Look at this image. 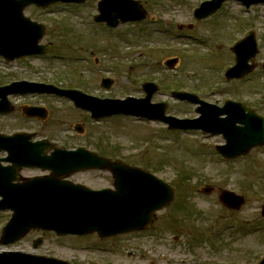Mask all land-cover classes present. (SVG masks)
I'll return each mask as SVG.
<instances>
[{
  "label": "rangeland",
  "instance_id": "374dc122",
  "mask_svg": "<svg viewBox=\"0 0 264 264\" xmlns=\"http://www.w3.org/2000/svg\"><path fill=\"white\" fill-rule=\"evenodd\" d=\"M100 1L87 0L84 6L76 7L78 12L73 13L65 5H57L44 12H37L34 8L26 10L28 18L46 26L41 44L54 43L63 60L25 59L15 62L11 69L0 63V83L23 78L64 87L76 86L103 97H123L125 94L135 97L140 96L141 84L148 80L158 85L155 101L169 102L171 114L188 117L195 114L192 107L186 109L182 103L167 100L171 92L177 90H195L202 99L216 105L224 99L246 102L264 114V76L261 69L237 86L236 82H225L218 73L228 68L232 61L231 45L246 35L248 29H254L258 35L261 54L256 61L261 62L264 53V6L252 7L245 12L241 5L230 2L214 19L196 22L191 16L192 8L206 0H138L145 9V20L138 26H119L117 32H113L91 24ZM224 16L227 18L223 19ZM211 38L214 50L210 55L212 49L206 43ZM191 49H194V54H191ZM77 55L83 56L89 64L76 62L73 58ZM174 57L181 59V63L176 70L169 71L163 62ZM98 58L100 67L94 73L96 68L90 61ZM103 77H111L115 81L112 89L100 86ZM50 106L55 117L53 127L43 132L44 137L55 139L64 148L89 146L87 142H93L91 147L120 154L128 163L153 171L169 183L175 191L174 201L166 211L158 214L154 234H133L116 237L112 242H99L95 236L57 237L51 233L34 232L13 245H0V251H25L70 264L260 262L264 256V231L252 236L242 230L220 235L217 228L224 223L240 221L249 225L261 224L258 210L264 204V147L254 150L247 160L224 163L215 152V147L223 144L219 137L205 140L197 132L169 135L161 125L146 126L132 119L120 121L122 129H118L116 122L102 126L87 121L85 129L88 134L73 136L64 134L67 130L64 127L73 125L77 117L73 115L71 118L67 107L62 104L52 103ZM17 128L0 121L1 132ZM135 136L147 141L133 142ZM103 139H108V147H101V141L106 145ZM141 146L146 147L143 152ZM206 187H211L214 193L208 196L198 194ZM219 189L242 195L246 199L245 205L239 211L225 209L217 201L216 191ZM7 217L5 213L0 214V231ZM39 238L42 239L41 244L33 249ZM93 243L115 250L100 253L97 248L93 249ZM150 246L154 251H148Z\"/></svg>",
  "mask_w": 264,
  "mask_h": 264
},
{
  "label": "water",
  "instance_id": "95a60500",
  "mask_svg": "<svg viewBox=\"0 0 264 264\" xmlns=\"http://www.w3.org/2000/svg\"><path fill=\"white\" fill-rule=\"evenodd\" d=\"M225 1L228 0H213L202 4L196 11L197 18L201 19L213 14ZM235 1L246 7L264 4V0ZM28 3L29 1L25 2L15 11L18 5L0 0V56L8 58L11 50H21L19 56L38 54L34 50L40 37L33 36L34 31L31 28L38 31L40 36L42 31L33 27L21 15L22 8ZM100 11L102 16L108 17L112 12H116L125 21H139L143 17L137 4L130 0H105L100 5ZM233 51L237 55V64L235 68L228 71L227 76L229 79H240L250 70L247 66L248 60L257 53L254 36L250 35ZM41 53L40 51L39 54ZM175 62H169L168 65L173 66ZM25 87L37 88L39 92H44L36 85L25 83L13 84L6 89L18 92ZM49 89L51 88L45 87V90ZM72 93L62 91L61 94L75 99L78 104H81L78 105L80 108L90 110L96 118L117 114L136 115L163 121L169 125L170 129H202L214 135H222L226 140V145L217 150L226 158L245 155L253 147L264 143V119L256 116L252 111L246 116L243 115L246 109L239 104L228 102L221 109L203 107L199 110L203 115L200 118L203 124H199L200 119L190 121L165 117L166 107L159 105L156 107L158 110H151L147 104L148 100L135 102L130 99L110 103L94 101L98 106L93 104L88 107L89 100L83 99L86 97ZM0 97H5L2 92H0ZM103 104L109 106L98 109ZM2 112L0 110V114ZM28 115L35 116L36 113L29 111ZM223 115L226 118H220ZM0 150L9 154L4 161L13 163V166L9 168L0 166V196L3 197L0 202V211L13 212L10 221L3 229L1 245L17 242L30 230L54 231L58 235H83L91 232H97L100 235H114L141 229L151 220L153 211L165 207L172 199L170 188L155 178L128 166L116 171L117 165L106 159L90 155L84 150L77 152L57 150L54 158L45 159L40 154L48 150V147L44 146L43 142L30 144L25 135L12 138L0 136ZM32 152H37L36 156H33ZM22 167L49 169L57 176L56 181L53 179L34 180L26 182L23 186H13L12 181L15 180L16 170ZM94 168L108 169L113 173L115 192H91L79 186L57 182L62 176ZM148 182L154 184V187H151ZM0 264L68 263L19 252H3L0 253Z\"/></svg>",
  "mask_w": 264,
  "mask_h": 264
},
{
  "label": "flooded vegetation",
  "instance_id": "af4514ba",
  "mask_svg": "<svg viewBox=\"0 0 264 264\" xmlns=\"http://www.w3.org/2000/svg\"><path fill=\"white\" fill-rule=\"evenodd\" d=\"M53 45V43H51ZM56 50L55 46H52V51ZM46 56H41L38 57L40 60L44 59ZM15 62L9 64L10 69L13 68ZM19 63V62H17ZM29 80V79H26ZM33 81V80H30ZM42 81V80H38ZM43 82V81H42ZM6 83H0L1 85H4ZM67 89H75V90H80L82 92H85L90 95H94L96 97L101 98V96H98L94 93L88 92L87 89H81L76 86H67L64 87ZM90 91V90H89ZM38 100L40 101L39 103H33L32 101ZM10 102V112L9 115L6 117H3V121L7 122L10 126L13 127H18L17 129L9 132L8 134H13V133H27L31 135V139L33 141H37L40 139L47 138L49 140H52L53 142L57 143L55 139H51L49 137H44L43 132L48 129L49 127H53L52 122L55 117V111L54 109L50 106L52 103H59L62 104L63 106L67 107V110L70 112V117L72 118L73 115L77 117V120H74L77 128L81 129L82 131L85 132L84 135H87L88 132L85 130L86 128V121L88 120L89 114L81 111L79 109H76L72 102L63 99L54 95H28V96H23V97H11L9 99ZM23 105H28V106H33V107H40L44 108L46 110V119L45 120H40V119H30L26 118L25 116L22 115L21 108ZM80 116V118H78ZM67 120H69L67 118ZM73 124V125H74ZM73 125H70L67 128V130L64 132V134H70L73 136H76L75 132L73 131ZM29 126H34L35 128H29ZM88 144L91 145L93 142H87ZM101 143H103L101 141ZM78 147V146H76ZM80 147V146H79ZM82 147V146H81ZM89 147V146H87ZM70 149H75V148H70ZM97 153L99 155L105 156L104 153L99 152L97 150ZM48 155H51V152L47 153ZM0 157H3V154L0 153ZM20 176L23 178H32V177H40V176H49L47 172H41V171H34V170H23L20 173ZM69 180L74 183V184H81L86 187H89L94 190H99L105 187L106 185L109 186L111 182L110 175L106 172H84V173H76L75 175L71 176ZM8 214V213H6ZM143 234V233H142Z\"/></svg>",
  "mask_w": 264,
  "mask_h": 264
}]
</instances>
